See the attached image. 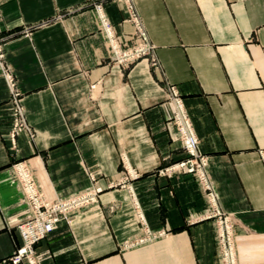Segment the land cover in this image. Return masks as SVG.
I'll list each match as a JSON object with an SVG mask.
<instances>
[{"label": "crops", "instance_id": "1", "mask_svg": "<svg viewBox=\"0 0 264 264\" xmlns=\"http://www.w3.org/2000/svg\"><path fill=\"white\" fill-rule=\"evenodd\" d=\"M132 1L155 64L110 59L95 5L127 45V0H0V264L31 217L26 172L50 199L104 189L36 245L41 264H225L218 209L235 264H264V0ZM172 87L207 182L157 174L185 155ZM14 96L32 133L16 148Z\"/></svg>", "mask_w": 264, "mask_h": 264}, {"label": "built area", "instance_id": "2", "mask_svg": "<svg viewBox=\"0 0 264 264\" xmlns=\"http://www.w3.org/2000/svg\"><path fill=\"white\" fill-rule=\"evenodd\" d=\"M127 8L132 11L131 14H133V17H130V18L134 22L136 29L139 30V33H140L139 37L143 39V43H142L143 45L137 47L136 51L123 50L118 44V41L115 42L112 40V38H115L114 35H112L113 33L112 25L109 22V20L105 17L101 7L99 5L97 7L100 13L102 26L109 37L110 43L114 49L113 51L116 54L117 62L120 64H126L128 59H132V58L137 59L138 57L144 55L145 53L152 52V48H151L152 46H150V44L148 43L146 31L144 29L143 23L136 11V8L132 0H127ZM3 57H4V52H3L2 46L0 45V61L3 60ZM153 63L155 64V62ZM170 93L174 99L182 102L181 98L178 96L176 90L173 87L171 88ZM14 94L16 95V93ZM14 97L15 98L13 102L17 103V106L15 108L16 109L15 120H16V123H21L22 125V123L25 121V118L23 115V109H22V106L18 103L16 96ZM174 121L179 130L180 140H181L183 147L186 150H188L190 153H193V154L196 153L195 156L198 157L199 156L197 154L198 137L194 133L191 119L189 118V116H187V120H185L184 117L178 114L177 116L174 115ZM187 122H188L189 127L186 125ZM24 126H26V128L30 131V128L27 126L26 123ZM198 160H200L199 161L200 164L198 165L196 169L198 171L199 178L201 179V181L207 182V178L204 176V173L202 174L206 166V158L200 157L198 158ZM188 165L189 163L174 164L171 167L167 168V170L169 169L170 171H173V170L184 169L186 171H191L190 166ZM29 184H32L35 186L33 178L32 177L29 178L28 173L26 172L23 174V185L27 193V197H28L27 200L31 204L30 206H31L32 216L27 222L21 223L19 225L21 233L24 238V245L19 250L18 255H16L13 258L14 264H21L24 261L23 258L25 256H26L25 258L29 259L28 260L29 264L32 263L33 259L31 258V253L34 252L32 251L33 242H35L36 239L44 236L47 232H50L55 228V226L57 225V222L60 220L59 213H63L65 216L69 217V215L74 213V211L77 210V208L79 209L80 207L87 205L89 203L91 204L94 201V199L90 196V192L88 193L86 192L85 194L73 195L68 198H64V199L61 198L58 200H54L53 203L48 204L46 200H43L42 196L40 195L37 189L35 193L31 192V188H29ZM100 189L101 188H98V190ZM98 190H96V194L94 195L96 197L98 196L97 195ZM97 200L98 199H96L95 202ZM43 203L45 204L44 209L41 208ZM215 215L217 217L219 216L218 218L220 219L221 217H225V215L221 214L220 210L215 212ZM224 220L226 221V219ZM218 236H221V239L223 241L222 246H224L227 239L229 240L228 233L226 231L225 232L219 231ZM226 246L228 247V245ZM223 255L226 258L228 255V252L227 251L224 252Z\"/></svg>", "mask_w": 264, "mask_h": 264}, {"label": "rangeland", "instance_id": "3", "mask_svg": "<svg viewBox=\"0 0 264 264\" xmlns=\"http://www.w3.org/2000/svg\"><path fill=\"white\" fill-rule=\"evenodd\" d=\"M97 5H95V11L97 12V13H99L98 11H97ZM126 11H127V14H128V21L130 20V21H132V19L130 18V17H133V14H131V10L130 9H128V8H126ZM138 13V12H137ZM133 22V21H132ZM2 31H3V27H2V23H1V20H0V45L2 46V49H3V52H4V42H3V40H2ZM139 30L138 29H135V35L137 36V39H138V41L137 42H135V43H130V44H127V45H124L123 43H121L119 40H118V44L120 45V47L123 49V50H126V51H130V50H132V51H136V49H137V47H139V46H141V45H143L142 43H143V39L142 38H140L139 37ZM109 42H110V40H109ZM110 46H111V50H112V56H111V61L112 62H114V63H118L117 62V58H116V54H115V52L113 51L114 49H113V47H112V45H111V43H110ZM151 58V60H152V62H153V58H152V54H151V52H148V53H145L144 55H142V56H140V57H138L137 59L135 58V59H128V61L126 62V64H121V65H125V66H130L131 64H133L134 62H136V61H138V60H140V59H142V58ZM130 58V57H129ZM118 64H120V63H118ZM12 106H13V115H14V127H13V130L11 131V137H10V142H11V145H12V147L13 148H16V141H15V136L19 133V132H21V131H23V130H26L29 134H32L27 128H26V126H24L25 125V121L22 123V125H21V123H16V120H15V113H16V106H17V103H14V102H12ZM189 116V115H188ZM189 118H190V116H189ZM191 119V118H190ZM172 120H173V122H174V124H175V121H174V115H173V118H172ZM192 121V120H191ZM192 123V126H193V122H191ZM175 126H176V124H175ZM176 129H177V131H178V133H179V130H178V128H177V126H176ZM193 129H194V126H193ZM195 131V130H194ZM179 138H180V133H179ZM180 143H181V140H180ZM198 145H199V139H198ZM198 145H197V154L199 155L198 157H196L195 156V154L196 153H190L188 150H186L184 147H183V145H182V143H181V148H182V150H183V152L185 153V155H184V157L183 158H181V159H178V160H176V161H174V162H172L171 164H169V165H167V166H165V167H162V168H160V169H158L157 170V174L159 175V176H170V175H172V174H191L192 176H194L195 178H199V174H198V171H197V167H198V165L200 164V160H198V158H202V157H204L200 152H199V147H198ZM205 158V157H204ZM180 163H189V165L188 166H190V169H191V171H186V170H184V169H182V170H173V171H170L169 169L167 170V168H169V167H171L172 165H174V164H180ZM135 172V171H134ZM139 176V173L138 172H135V174H133L132 173V171L129 169V168H127L126 169V175H125V180L123 181V183L121 184V186H123V187H128V182L130 181V180H133V179H135V178H137ZM200 179V178H199ZM22 181H23V179H22ZM127 181V182H126ZM96 183V182H95ZM24 186V185H23ZM98 189V188H97ZM208 189V188H207ZM37 190H38V192L40 193V195L42 196V198H43V200H46V202L48 203V204H50V203H53L54 202V200H58V199H61V198H56V199H50V198H48L47 196H45L44 195V193L40 190V188L39 187H37ZM90 189H88V190H86V191H83V192H81V193H78V194H74V195H81V194H85L86 192H88ZM104 189H100V190H98L97 191V195H100V193H102V191H103ZM26 191V190H25ZM208 193H212L211 192V190L210 191H208ZM98 197V196H97ZM28 198V197H27ZM67 198V197H66ZM64 199V198H63ZM98 199V198H97ZM92 204V203H91ZM28 205H29V208H30V211H31V204H30V202H28ZM88 205H90V203L89 204H87V205H84V206H82V207H80L79 209L77 208V210H75L74 211V213H72L71 215H69V217L68 216H65L63 213H59V217H60V220L57 222V225L55 226V228L52 230V231H50V232H47L44 236H42V237H40V238H38V239H36L35 240V242H33V244H32V251H34V252H32L31 253V258L33 259V261H32V263H30V264H41L40 263V260H39V258H38V252H37V244L40 242V241H42V240H44V239H46L48 236H49V234L50 233H52L53 231H55L57 228H58V226H59V223L62 221V220H67V221H70L71 220V218L75 215V213L78 211V210H80L81 208H85L86 206H88ZM42 209H44L45 208V204L43 203V205H42V207H41ZM31 216H32V212H31ZM31 218V217H30ZM29 218V219H30ZM28 219V220H29ZM28 220H26V221H24V222H27ZM24 222H22V223H24ZM21 224V223H20ZM19 224V225H20ZM19 225H17V230L19 231V233H20V235H21V237H22V245L21 246H19L17 249H16V251L12 254V255H10L9 257H7V258H5L4 260H3V262H5V263H11V264H14L13 263V258L16 256V255H18V252H19V250L23 247V245H24V238H23V235H22V233H21V230H20V226ZM218 234L219 233H217V238H218V245H219V247L220 248H222L223 246H222V239H221V236H218ZM142 241H145V238H143L142 239ZM227 242V243H226ZM226 244L228 245V247H230V245H231V241H230V237H229V240L227 239L226 240ZM26 257V256H25ZM23 258V264H29V259L28 258ZM223 260H224V263L226 264V262H225V260H226V258H225V256L223 255ZM21 263V264H22Z\"/></svg>", "mask_w": 264, "mask_h": 264}, {"label": "bare ground", "instance_id": "4", "mask_svg": "<svg viewBox=\"0 0 264 264\" xmlns=\"http://www.w3.org/2000/svg\"><path fill=\"white\" fill-rule=\"evenodd\" d=\"M105 15V14H104ZM106 17V16H105ZM107 18V17H106ZM111 32V31H109ZM113 35V33H112ZM112 40L114 41V39L112 38ZM149 43V42H148ZM150 44V43H149ZM151 46V45H150ZM152 48V47H151ZM153 50V48H152ZM182 101V100H181ZM175 112H174V115H181L182 117L185 118V120H187V114L185 113L184 109H183V103L180 102V101H177L175 99ZM183 120V119H181ZM186 125L189 127L188 125V122L186 123ZM191 128V127H190ZM195 133V132H194ZM133 174H135L134 172H132ZM204 173V176L207 178L206 176V168H204V172H202V174ZM36 187V188H35ZM29 188H31V192H36V189H37V186L35 185H32V184H29ZM97 188H101L100 186H93L92 188H90V190L88 192H90V196L94 199L93 203H95V200L97 199L96 196H94L96 194V190H98ZM87 192V193H88ZM32 194V193H31ZM97 202V201H96ZM219 211V210H216V212ZM221 212V211H220ZM222 215H225L223 212H221ZM219 217V216H218ZM226 219V221L224 220ZM232 220L230 219V217L228 215H225V217H221L218 218V230L221 231V232H227L228 233V237L231 238V227H232ZM218 231V233H219ZM227 244L225 243L224 246L221 248L222 249V254L224 252H228V255L226 257V264H235V260H234V250H233V244L231 243L230 247H227L226 246Z\"/></svg>", "mask_w": 264, "mask_h": 264}]
</instances>
